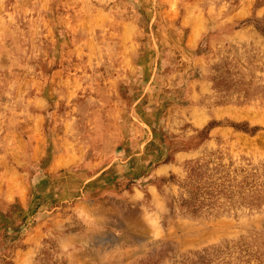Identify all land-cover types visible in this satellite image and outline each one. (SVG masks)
<instances>
[{"label": "rangeland", "instance_id": "obj_1", "mask_svg": "<svg viewBox=\"0 0 264 264\" xmlns=\"http://www.w3.org/2000/svg\"><path fill=\"white\" fill-rule=\"evenodd\" d=\"M0 8V147L10 130L28 141L25 97L41 79L44 131L65 116L70 134H112L127 155L112 164H130L128 204L80 205L73 171L35 194L49 219L29 220L43 231L24 264H264V0ZM21 244L1 238L0 264H23Z\"/></svg>", "mask_w": 264, "mask_h": 264}, {"label": "crops", "instance_id": "obj_2", "mask_svg": "<svg viewBox=\"0 0 264 264\" xmlns=\"http://www.w3.org/2000/svg\"><path fill=\"white\" fill-rule=\"evenodd\" d=\"M28 91L25 97L29 113L26 121L29 123L26 132L28 141L18 131L10 130L4 136L10 138V141L0 147V239L8 237L11 245L21 240V246L17 247V256L22 258L23 264L27 263L28 256L36 246L35 238L43 231V222L32 226L29 225V220L49 219L44 214L47 209L40 211L42 216L38 211L33 212L32 207L40 203L38 194L44 195L43 190L52 186L58 189L62 187L63 174L66 172H75V176L84 180L87 186L86 199L77 201L80 205L111 204L114 200L128 204L130 201L126 192L130 164H112L116 158L125 159L127 156L123 143H115L114 136L109 133L105 137H100L95 131L87 133L86 136L76 132L70 134L66 130L65 116H62L63 127L58 129L48 124L49 128L44 131L40 124H47V120L51 122L53 119V111L50 109L52 95L49 94L47 83L41 79L33 81ZM109 139L113 140L111 144ZM111 153L115 157L109 161ZM62 197L57 200L59 209L66 201L65 196ZM50 201L47 198L42 203ZM110 209L109 205L104 208L105 211ZM23 255H27L25 261ZM17 256L13 258L14 261L18 259Z\"/></svg>", "mask_w": 264, "mask_h": 264}]
</instances>
